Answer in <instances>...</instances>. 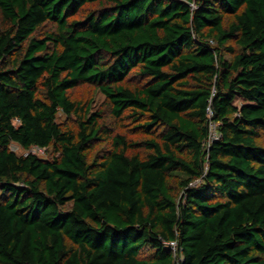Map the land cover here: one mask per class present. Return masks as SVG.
Here are the masks:
<instances>
[{
  "label": "trees",
  "instance_id": "16d2710c",
  "mask_svg": "<svg viewBox=\"0 0 264 264\" xmlns=\"http://www.w3.org/2000/svg\"><path fill=\"white\" fill-rule=\"evenodd\" d=\"M172 241L264 264V0H0V264H174Z\"/></svg>",
  "mask_w": 264,
  "mask_h": 264
},
{
  "label": "rangeland",
  "instance_id": "374dc122",
  "mask_svg": "<svg viewBox=\"0 0 264 264\" xmlns=\"http://www.w3.org/2000/svg\"><path fill=\"white\" fill-rule=\"evenodd\" d=\"M89 10H91V7H88L86 9V11ZM53 29H54V25L48 24L46 27L40 30V34H42L45 31H51ZM225 58L229 59V56H226ZM132 81L136 84L138 83L136 79L131 80V82ZM71 98L74 101L79 102L83 105L84 104L89 105L91 112L101 111L103 116V123L105 124V126L111 129V131L114 134L123 136L127 141L139 143L147 138L145 135L138 133L137 130H134V125L131 124L130 122L115 120L111 115L110 107L105 99V96L99 90H97V88L90 85L81 86L71 92ZM236 104H240V101L236 100ZM75 121L76 118L74 116L66 117L62 114H59L57 116V122L62 127L74 128ZM216 127L217 124L213 123L210 125V132L212 139L216 137L215 136ZM259 143H261V140H259ZM10 150L16 153L18 156H23L26 153H28L23 151L16 144H12L10 146ZM29 152L43 159H50L55 156V153L52 150V148H49L47 150H39L37 148H32ZM133 153L134 152H131L130 154ZM141 153L145 154V152L143 151H141Z\"/></svg>",
  "mask_w": 264,
  "mask_h": 264
},
{
  "label": "built area",
  "instance_id": "2783aa9c",
  "mask_svg": "<svg viewBox=\"0 0 264 264\" xmlns=\"http://www.w3.org/2000/svg\"><path fill=\"white\" fill-rule=\"evenodd\" d=\"M215 136L216 137H214L213 139H216L217 138V132L215 133ZM210 138L212 139L211 136H210ZM167 245L169 246V248L171 249V252L173 254L174 264H179V262L181 261L182 257L179 254L178 247H177V243L174 242V241H172V242L167 243Z\"/></svg>",
  "mask_w": 264,
  "mask_h": 264
}]
</instances>
